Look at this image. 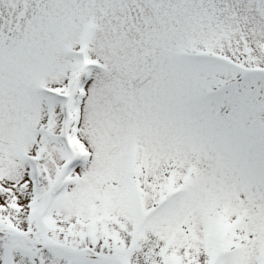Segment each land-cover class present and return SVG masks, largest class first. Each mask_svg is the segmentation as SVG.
<instances>
[{
    "label": "snow or ice",
    "instance_id": "1",
    "mask_svg": "<svg viewBox=\"0 0 264 264\" xmlns=\"http://www.w3.org/2000/svg\"><path fill=\"white\" fill-rule=\"evenodd\" d=\"M0 264H264V0H0Z\"/></svg>",
    "mask_w": 264,
    "mask_h": 264
}]
</instances>
